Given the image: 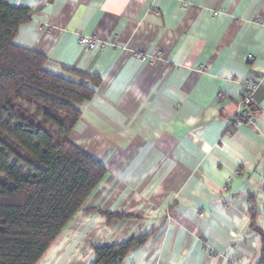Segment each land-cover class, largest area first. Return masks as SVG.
I'll list each match as a JSON object with an SVG mask.
<instances>
[{
    "label": "crops",
    "instance_id": "1",
    "mask_svg": "<svg viewBox=\"0 0 264 264\" xmlns=\"http://www.w3.org/2000/svg\"><path fill=\"white\" fill-rule=\"evenodd\" d=\"M7 1L31 9L15 42L93 89L69 137L107 170L37 264H94L133 235L118 264H259L264 80L235 118L264 76V0Z\"/></svg>",
    "mask_w": 264,
    "mask_h": 264
},
{
    "label": "trees",
    "instance_id": "2",
    "mask_svg": "<svg viewBox=\"0 0 264 264\" xmlns=\"http://www.w3.org/2000/svg\"><path fill=\"white\" fill-rule=\"evenodd\" d=\"M30 19L29 7L0 0V264H37L107 171L69 137L93 89L48 71L44 54L15 42ZM251 227L260 229L256 213ZM146 238L98 244L94 264H118Z\"/></svg>",
    "mask_w": 264,
    "mask_h": 264
},
{
    "label": "built area",
    "instance_id": "3",
    "mask_svg": "<svg viewBox=\"0 0 264 264\" xmlns=\"http://www.w3.org/2000/svg\"><path fill=\"white\" fill-rule=\"evenodd\" d=\"M79 42L89 48H94L97 45L98 40L95 37H89L86 35H81L79 37ZM144 59V56L142 57ZM264 80V76H254L244 80V94L240 103L239 112L236 115V120H239V115L245 112L247 108L253 105V95L258 86L261 84V81ZM247 121H250V117L247 118Z\"/></svg>",
    "mask_w": 264,
    "mask_h": 264
}]
</instances>
